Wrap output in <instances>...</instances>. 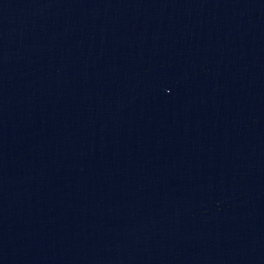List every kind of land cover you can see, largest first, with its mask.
Listing matches in <instances>:
<instances>
[{
    "label": "water",
    "instance_id": "1",
    "mask_svg": "<svg viewBox=\"0 0 264 264\" xmlns=\"http://www.w3.org/2000/svg\"><path fill=\"white\" fill-rule=\"evenodd\" d=\"M0 264H264V0H0Z\"/></svg>",
    "mask_w": 264,
    "mask_h": 264
}]
</instances>
